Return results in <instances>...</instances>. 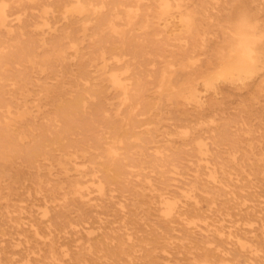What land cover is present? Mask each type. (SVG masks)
<instances>
[{"label": "rangeland", "instance_id": "obj_1", "mask_svg": "<svg viewBox=\"0 0 264 264\" xmlns=\"http://www.w3.org/2000/svg\"><path fill=\"white\" fill-rule=\"evenodd\" d=\"M220 1L228 7L230 27L238 22V14L260 25L255 37L259 61L250 73L227 83L217 81L205 87L200 75L187 78L197 89L200 103L183 97L159 99L155 93L156 79L150 69L160 73L167 69V62L178 69L182 61H175L167 51H175L170 45H176L183 35L174 22L168 32L157 25L156 30L136 27L132 32L136 49L142 51L136 55L135 67L145 89L144 98L133 101L132 109L119 105L117 93L99 88L102 84L90 63L86 73L79 75L77 59L69 58V73L52 96L44 94L38 83L55 84L61 75L59 68L40 73L27 68L25 83L22 63L16 59L10 64L1 98L10 105L9 128L15 139L10 144L2 135L5 120L0 117V264H255L227 241L226 232L240 229L246 236H257L255 229L264 225V0ZM187 3L198 29L204 31L201 35L220 41L218 30L215 33L218 27H209L205 18L211 13L220 15L221 7H211L209 0ZM39 12L27 8L24 14ZM157 47L164 50L162 55ZM196 51L197 69L205 72L199 64L211 51L207 45L197 46ZM180 79L185 84L186 76ZM84 89L86 95L99 89L101 97L88 99L86 108L68 120L58 118L57 106L67 104V99ZM24 100L26 115L19 117ZM146 103L149 107L144 109ZM99 108L98 118L107 115L116 122L118 170L115 181L104 184L105 203L93 200L102 206L84 212L92 227L82 235L61 229L58 223L70 221L75 231L88 226L79 221L82 210L73 201L68 183L80 169L103 175L105 154L89 146L98 135L108 136L105 121L90 128L89 116L96 118ZM57 131L63 135L60 141L54 140ZM20 133L22 141L18 140ZM41 133L50 144L28 162L26 150ZM200 141L208 149L207 168L197 158L195 147ZM9 153H13L11 167L5 163ZM212 171L214 183L209 177ZM190 193L196 195L197 209L185 203ZM167 196L174 197L185 213L164 217L159 198ZM47 219H51V233L41 223ZM32 224L39 235L29 231ZM244 229H253V233ZM17 239H21L18 247L10 245Z\"/></svg>", "mask_w": 264, "mask_h": 264}, {"label": "bare ground", "instance_id": "obj_2", "mask_svg": "<svg viewBox=\"0 0 264 264\" xmlns=\"http://www.w3.org/2000/svg\"><path fill=\"white\" fill-rule=\"evenodd\" d=\"M188 1L0 0V82L2 81L0 83V117L5 120L3 126L6 131L4 133L2 130L3 134H1L5 135L7 142L12 144L15 136L9 128L10 105L5 103L1 96L6 85V79L9 80L10 64L16 59L24 66L25 73L22 74V79L25 83L28 81L27 68H35L38 73L47 70L54 72L55 67L59 68L57 72L61 75H59V79L55 84L45 83L39 85L38 83V87L47 96H52L56 89L60 87L64 76L69 73V58L77 59L76 64L79 75L86 73V66L90 63L95 72L98 73L102 84L99 88L105 87L113 91L115 96L117 93L120 97L119 105L128 106L132 109L135 104L133 101L137 102L138 99L144 98L142 93L145 90L144 85L139 81L135 67L136 55L138 52L139 54L142 53L135 47L137 38L132 32L136 27L148 31L151 26L154 28L153 30H156L155 26L157 25L161 26V30L168 32V25L174 22L183 30V35L177 39L178 43L170 45L172 48L175 47V51L167 50L170 52V57L175 61L180 62L182 59L178 69L172 68L173 64L167 62L164 65L167 69L162 70L160 73H157V69L153 70L152 68L149 71V74L156 79L155 93L159 99L165 98L167 100V97H183L186 100L200 103L201 97L198 96L197 89L187 78L200 75L198 78L203 80L205 87H209L214 82L227 83L250 73L254 64L259 61V56L255 50L257 44L255 37L258 36L257 29L260 28V25L254 24L253 20L248 21L244 15L238 14L235 17L238 22L230 27V17L225 12L228 9L226 2L209 0L211 7H221L222 13L220 15L211 13L212 15L210 14L205 18L209 27L212 25L218 27V29H215V33L218 30L216 34H219L220 41L206 39L201 35L204 31L200 32V29H198L194 12L187 10L186 3ZM27 8H38L40 12L39 14L29 13L25 15ZM28 16L35 17V20L27 19ZM158 20L163 22L158 23ZM58 22H61L60 26L56 25ZM85 40H88L87 44L83 45L82 43ZM199 45H207L211 51L210 56L199 64L200 67L204 66L207 72L197 69L199 68L196 65L198 59L195 57L196 48ZM85 48H88V50L86 51ZM156 49L159 50V55H162L164 50L158 47ZM186 67L190 69L184 71ZM183 75L186 76L185 84L180 83V81H183L180 77ZM11 84H15V82H11ZM23 86H26V84L23 83ZM95 97H101V90L96 89L92 94L86 95V89H84L83 92H78L72 98L67 99V104H59L55 109L56 116L68 120L71 115L79 114L86 108L88 99ZM21 106L23 109L20 110L19 117L26 115L25 100ZM147 106L149 107L147 103L144 104V109H147ZM99 109L95 111L96 118L89 116L90 128L97 121H105L104 126L108 136L101 138V135H98V137H95L94 143L89 146L96 150L101 149L104 152L105 161L102 163V167L105 172L103 171L101 178L96 175V171L80 169L76 172V178L68 183V190L74 195L73 201H76L79 210H82L79 214V216H82L79 221L84 225L88 224V226H82L80 230L75 231V225L70 221L58 223L61 229L68 228L72 233L80 232L82 235L90 233L89 230L92 227L89 216L84 212L95 211L98 206H102L93 203V200L98 199L100 203H105L107 198L103 197L104 184L115 181L118 170L115 146L119 134L116 133V122L114 123L107 115L98 118V115L102 112L101 108ZM113 117L116 119V108ZM0 126H2L1 121ZM47 131L49 130L47 129ZM60 133L57 131L54 140H62L63 135H60ZM21 134H18V140L20 141H22ZM39 138L33 146L28 147L29 149L26 150L29 155L28 162H32L50 144L49 138H46L44 134L41 133ZM195 149L198 160L204 161L206 164L203 167L207 168L208 149L201 141L196 143ZM76 152L78 151L76 150ZM12 154L6 155L8 162L5 161L10 167L12 163L9 161ZM213 174V171L210 172L209 177L214 183L216 179ZM92 193H96V196L91 197ZM159 201L164 217L185 213L183 206H176L174 197H160ZM185 203L191 204L195 209L198 208L195 194L186 195ZM51 208L55 207L51 206ZM50 220L47 219L41 222L48 233H51L48 223ZM257 230L259 232L257 236L253 233V229H244L245 233H253L251 236L244 235L240 229L229 230L226 232L229 237L227 241L238 246V250L240 249L245 254L247 261L250 263L254 261L255 264H264V225L255 229V231ZM16 231L22 232L20 230ZM29 231H32L34 235H39L38 229L33 224ZM221 235L222 232L218 230L217 236L220 237ZM20 244L21 239H17L13 243L10 242L13 247H18ZM49 257L54 260L53 254ZM219 264H225V262L221 261Z\"/></svg>", "mask_w": 264, "mask_h": 264}]
</instances>
